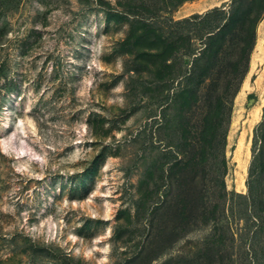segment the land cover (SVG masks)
<instances>
[{
	"label": "rangeland",
	"instance_id": "374dc122",
	"mask_svg": "<svg viewBox=\"0 0 264 264\" xmlns=\"http://www.w3.org/2000/svg\"><path fill=\"white\" fill-rule=\"evenodd\" d=\"M165 1L0 0V264H248L249 247L264 252L262 207L246 218L220 194L246 195L264 155V105L247 122L264 101V17L225 147L191 171L201 194L186 197L168 176L181 154L166 104L218 20L180 22L233 0Z\"/></svg>",
	"mask_w": 264,
	"mask_h": 264
},
{
	"label": "trees",
	"instance_id": "16d2710c",
	"mask_svg": "<svg viewBox=\"0 0 264 264\" xmlns=\"http://www.w3.org/2000/svg\"><path fill=\"white\" fill-rule=\"evenodd\" d=\"M187 1L193 0H167L164 3L168 10H172ZM257 7L256 15L252 16ZM263 17L264 0H233L228 11L215 8L202 16L189 17L180 22L187 26L201 27L209 19L218 20L214 31L202 36L190 70L182 75L179 85L166 104L168 136L177 142L175 147L181 154L171 162L168 176L178 172L185 185L182 193L186 197L191 193L201 194L192 184L188 185L197 177L191 175V171L195 167H201L209 153L225 147V122L230 119L233 100L248 74L257 25ZM176 119L182 120L181 126L176 124ZM259 151L253 157L249 169L247 194L230 195L223 185L220 190L222 198L231 196L238 199L239 202L232 209L240 208L246 218L249 213L256 212L261 207L260 212L264 213V155L263 150ZM256 160L258 163L255 168ZM255 174L261 177L262 185L259 190L257 182H254ZM226 232L234 236L229 228H226ZM246 251L248 264L264 261V252L256 247L251 246Z\"/></svg>",
	"mask_w": 264,
	"mask_h": 264
},
{
	"label": "bare ground",
	"instance_id": "6f19581e",
	"mask_svg": "<svg viewBox=\"0 0 264 264\" xmlns=\"http://www.w3.org/2000/svg\"><path fill=\"white\" fill-rule=\"evenodd\" d=\"M256 48L257 50L260 51L261 55L258 57V61L260 63H262L263 61V58H264V51H263V48H262V45H261V41L259 40L256 44ZM255 68V62H251V65H250V71L253 70ZM264 79V70L262 71V73L258 76V78L256 79V86L257 87H260L261 84H262V81ZM247 88V82L245 80V83L243 84V89H246ZM264 105V101L261 103V105L257 106V107H254L252 108L250 111H249V118H248V123L250 125V127L252 125H254L256 122H258L259 118H260V111H261V107ZM244 132L241 133V136H240V139H239V142H238V147H237V152H236V158L238 159H241V156H243L244 154ZM246 156L248 155V150L245 154Z\"/></svg>",
	"mask_w": 264,
	"mask_h": 264
},
{
	"label": "water",
	"instance_id": "95a60500",
	"mask_svg": "<svg viewBox=\"0 0 264 264\" xmlns=\"http://www.w3.org/2000/svg\"><path fill=\"white\" fill-rule=\"evenodd\" d=\"M264 65V64H263Z\"/></svg>",
	"mask_w": 264,
	"mask_h": 264
}]
</instances>
